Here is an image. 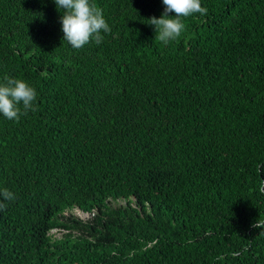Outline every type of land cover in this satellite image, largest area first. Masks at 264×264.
<instances>
[{
    "label": "trees",
    "instance_id": "obj_1",
    "mask_svg": "<svg viewBox=\"0 0 264 264\" xmlns=\"http://www.w3.org/2000/svg\"><path fill=\"white\" fill-rule=\"evenodd\" d=\"M91 2L111 32L74 49L54 0H0V83L38 94L0 114V264H264V0L167 45L162 0Z\"/></svg>",
    "mask_w": 264,
    "mask_h": 264
},
{
    "label": "clouds",
    "instance_id": "obj_2",
    "mask_svg": "<svg viewBox=\"0 0 264 264\" xmlns=\"http://www.w3.org/2000/svg\"><path fill=\"white\" fill-rule=\"evenodd\" d=\"M57 9L62 10L60 23L67 41L74 49H80L95 41L103 40L101 33H110L111 28L106 22L103 11L91 0H54ZM163 12L160 17H149L148 24L155 31V39L167 45L176 40L185 30L184 19L199 13L207 15V8L201 6V0H162ZM174 14V15H170ZM0 83V114L8 120H19L28 111H36V89L19 78L5 77ZM4 201L15 199L14 193L7 188L0 190ZM6 204L0 203V209Z\"/></svg>",
    "mask_w": 264,
    "mask_h": 264
},
{
    "label": "rangeland",
    "instance_id": "obj_3",
    "mask_svg": "<svg viewBox=\"0 0 264 264\" xmlns=\"http://www.w3.org/2000/svg\"><path fill=\"white\" fill-rule=\"evenodd\" d=\"M71 213H73L74 215H77L81 218H84V219H86L89 216L86 212H81L78 209H72Z\"/></svg>",
    "mask_w": 264,
    "mask_h": 264
},
{
    "label": "built area",
    "instance_id": "obj_4",
    "mask_svg": "<svg viewBox=\"0 0 264 264\" xmlns=\"http://www.w3.org/2000/svg\"><path fill=\"white\" fill-rule=\"evenodd\" d=\"M79 210V209H78ZM80 211V210H79ZM82 212V211H81ZM88 214V213H87ZM89 215V214H88ZM52 232H56V234H60L61 232L58 231L57 229H53Z\"/></svg>",
    "mask_w": 264,
    "mask_h": 264
}]
</instances>
